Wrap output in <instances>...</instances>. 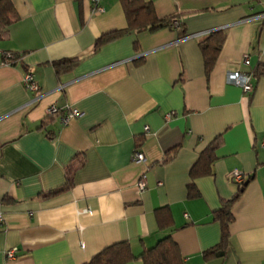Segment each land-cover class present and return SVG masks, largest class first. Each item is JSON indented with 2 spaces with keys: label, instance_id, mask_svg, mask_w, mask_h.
<instances>
[{
  "label": "crops",
  "instance_id": "obj_1",
  "mask_svg": "<svg viewBox=\"0 0 264 264\" xmlns=\"http://www.w3.org/2000/svg\"><path fill=\"white\" fill-rule=\"evenodd\" d=\"M150 1L157 16L177 15L171 26L94 49L126 27L120 0H11L18 19L0 33V264H84L119 241L137 256L167 234L184 264H264V0ZM218 30L225 39L206 74L200 42ZM62 58L77 61L56 72ZM26 71L37 91L24 87ZM228 71L250 73L252 92L228 83ZM51 104L82 116L62 125ZM212 142L211 173L189 197V170ZM234 169L245 185L228 244L204 258L220 240L213 211L238 191ZM68 170L71 187L47 196ZM159 207L171 216L162 230Z\"/></svg>",
  "mask_w": 264,
  "mask_h": 264
},
{
  "label": "trees",
  "instance_id": "obj_2",
  "mask_svg": "<svg viewBox=\"0 0 264 264\" xmlns=\"http://www.w3.org/2000/svg\"><path fill=\"white\" fill-rule=\"evenodd\" d=\"M120 3L125 15L126 27L99 36L95 40L94 49L127 33L154 32L169 27L173 20L177 18L175 14L164 17L157 16L150 0H120ZM17 19L18 15L11 0H0V33L4 32ZM224 39L225 33L218 30L210 33L207 38L200 42L206 74L211 71ZM76 61L77 59L62 58L52 61L51 65L56 72H64L70 69ZM251 73L254 74V71L252 70ZM216 148V142H212L201 151L198 159L191 166L189 170L191 181L187 184V195L189 197H193L197 193L194 179L211 173V166L216 159ZM176 150L177 146L170 149L167 155L173 154ZM72 174V171L68 170L65 183L57 189L50 190L47 196L69 189L72 185ZM244 185L245 182L243 181L238 186V191L225 201L221 207L213 211V218L220 223L221 227L220 240L214 247L204 251V258L224 254L229 239V224L233 220L231 209L239 198ZM155 218L161 230L169 227L171 216L167 207L155 209ZM135 258H140L143 264H184L179 249L170 234L159 238L153 246L145 248L137 256L132 253L128 241L115 242L104 247L84 264H125Z\"/></svg>",
  "mask_w": 264,
  "mask_h": 264
},
{
  "label": "built area",
  "instance_id": "obj_3",
  "mask_svg": "<svg viewBox=\"0 0 264 264\" xmlns=\"http://www.w3.org/2000/svg\"><path fill=\"white\" fill-rule=\"evenodd\" d=\"M94 11L99 12V11H101V8L97 7ZM173 24L175 26L178 25L177 22H174ZM5 58H6V60H12L13 59L12 53L6 52ZM242 63L244 65H249L248 56L246 54L242 58ZM225 78H226V81L228 83L234 84V85H237L238 87H240L243 93L248 94V93L252 92V90H253L254 84L252 82V76L250 73H242L239 71H228V72H226ZM22 82H23L24 87L29 91L34 92V91H37L39 89V86H38L37 82L34 80L33 75L30 71L24 72ZM46 113H47V115H50V116L58 115L59 110L55 104H51L50 106H48ZM173 114H174V112L166 113L164 115L165 120H169ZM81 116H82L81 111H79L75 108H70V109L66 110L65 112L59 114L58 118H59V121L62 125H66L71 120L77 119ZM144 130L147 131L148 126H145ZM132 161L136 162V163L144 161V155L139 148H136L133 151ZM227 177H228V179H230L233 182L240 185L244 181L245 175L241 171L234 169V170H231L227 173ZM136 187L138 190L143 191L146 188V181L143 178H140L138 180V182L136 183ZM82 212L88 213V210L85 209ZM2 221H3V215H2V211H1V199H0V224ZM15 253H16V248H11V249L6 251V257L8 259H11L15 256Z\"/></svg>",
  "mask_w": 264,
  "mask_h": 264
}]
</instances>
